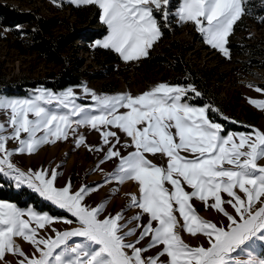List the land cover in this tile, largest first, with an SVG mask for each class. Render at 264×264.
<instances>
[{
  "label": "snow or ice",
  "instance_id": "1",
  "mask_svg": "<svg viewBox=\"0 0 264 264\" xmlns=\"http://www.w3.org/2000/svg\"><path fill=\"white\" fill-rule=\"evenodd\" d=\"M69 3L99 10L108 34L96 46L124 62L147 57L172 20L193 24L207 44L229 57L228 38L248 14L246 0H182L174 14L171 0ZM81 89L82 96L72 88L59 94L41 88L31 98L0 95V178L30 189L71 217L0 201L2 264H10L6 253L17 257L16 264H264V130H226L209 115L218 109L190 103L202 95L193 85L160 83L139 95ZM88 98L91 104L77 102ZM248 102L264 111V100ZM81 128L97 132L101 144H85ZM70 134L77 147L100 155L97 169L103 171L100 166L109 161L115 165L100 183L58 186L55 168L25 172L13 162L16 155L34 154ZM127 183L137 191L126 193L127 205L115 213L106 200L95 206L87 202L106 184H115L118 192ZM197 200L222 219H203ZM59 222L70 227L40 234ZM183 233L205 242L191 246ZM16 238L32 251H23Z\"/></svg>",
  "mask_w": 264,
  "mask_h": 264
},
{
  "label": "rangeland",
  "instance_id": "2",
  "mask_svg": "<svg viewBox=\"0 0 264 264\" xmlns=\"http://www.w3.org/2000/svg\"><path fill=\"white\" fill-rule=\"evenodd\" d=\"M263 1L246 0V8H253L254 5H249L250 3L259 2L258 4H261ZM180 2L182 0H171L174 5L173 14L175 7ZM57 3L61 6L57 7ZM57 3H53V0H0V5L5 6L7 10L21 15H30L36 22L38 21L37 26L31 25L30 27L18 25L10 28L0 24V95H6V91L24 90L33 83L53 82L54 78L58 76L60 66L48 63L36 50L31 48L34 33L40 31V37L58 43L57 49L60 58L69 68L72 67V72H75V69L78 71L81 75V82L60 89L38 85L28 88L24 95H10L9 97L31 98L41 88L56 94L72 88L77 96H82V85H86L98 94L130 93L139 95L160 83L193 85L198 89L190 79L192 74L185 67L187 64L189 69L198 71L195 74L200 78H197L200 88L198 91L202 94L200 97L192 99L190 103L196 106L211 105L218 109V112H210L209 115L228 131L248 133L253 128L264 130V111L248 102L249 99L264 100V92L255 90L257 87L264 89V71L255 68L249 72L246 66H243L247 52L245 51L243 55L236 53L233 55L229 49V45L232 44L246 45L242 42V31L229 36L226 45L229 57H225L204 41L203 35L196 30L193 24H180L177 20H172L167 27L162 28L161 39L149 49L147 57L137 61L124 62L117 53L96 46L95 42L102 40L108 34L106 25L99 19L97 8L94 6L76 7L69 3V0H57ZM72 10L81 12L76 13ZM252 13L253 11L243 16L239 26L241 28L246 26L247 32L244 35L251 38L247 43L255 45L258 40H264V27L257 28L255 26ZM160 23L163 25L165 22L161 19ZM101 29H104L105 33L92 42H87L81 36L86 32H95ZM95 50L102 51L107 55L112 54L115 60L109 64ZM234 50L237 52L240 49L235 48ZM182 52H184V57L175 61V57H178ZM157 61L159 62L157 63ZM175 63L181 65L182 73L175 72L173 69ZM77 102L92 103L90 98L77 100ZM224 117L228 119H224ZM233 120L236 123H232ZM79 131L85 136V144L91 146L101 144L100 136L94 130L81 128ZM121 136L122 139H125L123 134ZM9 147L14 148L16 145L10 142ZM100 158L99 154L88 151L84 145L77 147L70 134L68 140L45 144L34 154L16 155L13 157V162L25 172L55 168L60 173L57 177L58 186H64L71 181L72 185L78 189L81 185L93 186L100 183L103 181L105 173L113 170L115 165L111 161L100 166L103 171L97 169ZM154 162L159 164L161 161L154 159ZM9 183L12 190H20L15 187L13 182L9 181ZM116 188L115 184H106L98 191L90 193L87 202L95 206L106 200L108 210L115 213L127 205L128 198L125 194L137 191L132 183L120 185L118 192ZM6 189L9 190V188ZM40 199L43 200L41 197ZM45 202L52 205L50 202ZM193 203L203 219L210 221L222 219L214 210L206 211L202 202L197 200ZM52 206L55 213L62 212V215L41 213H47L54 218H71L69 213ZM226 207L228 211H234L230 206ZM135 214L136 210L127 213L129 217ZM66 227L70 226H66L62 222L53 223L40 230V234H51L49 231L51 228L63 230ZM182 236L185 242L191 246H198L205 242V238L202 236L193 237L187 233H183ZM16 243L26 253L32 251L31 245L24 242L22 238H16ZM5 258L10 264H16V256L6 253Z\"/></svg>",
  "mask_w": 264,
  "mask_h": 264
},
{
  "label": "trees",
  "instance_id": "3",
  "mask_svg": "<svg viewBox=\"0 0 264 264\" xmlns=\"http://www.w3.org/2000/svg\"><path fill=\"white\" fill-rule=\"evenodd\" d=\"M259 2H254L250 3L249 5H254L253 8H246L248 12L253 11L251 14L252 20L255 23V26L257 28H263L264 27V1L261 4H258ZM73 12L80 13L81 11H75L72 10ZM96 15V14H95ZM241 23L240 21H237V24L234 25V30L233 33H237L239 31L243 32L242 35V42H244L246 45L244 46H238V45H229V49L231 54H238V55H243V53L246 51L247 52V57L244 61L243 66H246L247 70L250 72L255 68H258L259 70L264 71V40L260 39L258 42H256L255 45H251L247 42L250 41V37H246L244 35L247 32L246 26L244 28H241L239 25ZM0 24L3 27H10L14 28L18 25H27V26H37L38 21L36 22L35 19L32 16H27L25 14L21 15L12 11H9L6 9L5 6L0 5ZM244 25V24H243ZM40 31H37L34 33V37L32 38V45L31 48L33 50H36L41 57L48 63H53L57 66H60V71L58 76H56L53 80V82L49 83H33L29 87H27L24 90L20 91H6V95H17L21 96L24 95L27 92L28 88H34L38 85H44L48 88L52 89H60L64 88L67 85L70 84H79L81 82V75L78 73V71L75 69V72H72V67H68V65L64 64V61L60 58L59 51H58V43H53L47 39H44L40 37L39 34ZM105 33L104 29L97 30L95 32H86L84 35H81L87 42H92L95 38H98L102 36ZM241 40V39H240ZM235 48H239V51H235ZM249 49V51H247ZM97 51L103 58L104 60L110 64V62L115 60V57L110 54H104V52L95 50ZM184 57V52L179 54L178 57H175V61L178 59H182ZM159 61H157L158 63ZM183 65V64H182ZM185 65V64H184ZM187 65V64H186ZM185 67L190 71L192 74V78H190L193 83L199 88L198 85V79L197 73L198 71H193L192 69H189V67ZM173 69L176 71H179L180 73L183 72V68L181 67L180 64L173 65ZM186 72V71H185ZM194 78V79H193ZM198 78V79H197ZM201 82V81H200ZM203 86V84H202ZM9 181L0 178V200L1 201H8L17 204L19 207H28L32 206L35 210L39 212H47L49 214L56 215L58 214L59 216L62 215V212L60 213H55L53 210V206L46 203L45 201L41 200L40 197L32 192L31 190L24 188L20 189L19 191L12 190V188L9 187ZM6 188H9L6 189Z\"/></svg>",
  "mask_w": 264,
  "mask_h": 264
}]
</instances>
